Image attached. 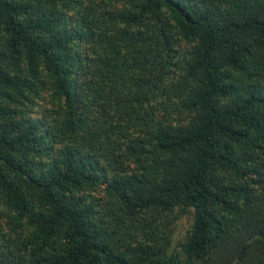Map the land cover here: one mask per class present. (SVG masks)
Here are the masks:
<instances>
[{
	"label": "trees",
	"instance_id": "obj_1",
	"mask_svg": "<svg viewBox=\"0 0 264 264\" xmlns=\"http://www.w3.org/2000/svg\"><path fill=\"white\" fill-rule=\"evenodd\" d=\"M0 264H264V0H0Z\"/></svg>",
	"mask_w": 264,
	"mask_h": 264
}]
</instances>
